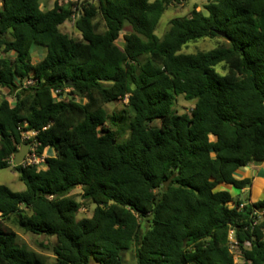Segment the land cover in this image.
Segmentation results:
<instances>
[{
    "label": "trees",
    "instance_id": "trees-1",
    "mask_svg": "<svg viewBox=\"0 0 264 264\" xmlns=\"http://www.w3.org/2000/svg\"><path fill=\"white\" fill-rule=\"evenodd\" d=\"M43 1L0 7V169L26 185L0 184V264H48L12 224L56 237L55 264H126L132 249L135 264H264V198L218 189L251 187L236 172L264 161V0H209L163 37L165 10L187 0ZM73 19L80 38L61 30ZM204 38L223 42L182 51ZM180 95L190 112L174 108ZM32 131L37 154L54 155L12 163ZM77 187L90 217L77 216Z\"/></svg>",
    "mask_w": 264,
    "mask_h": 264
},
{
    "label": "rangeland",
    "instance_id": "rangeland-1",
    "mask_svg": "<svg viewBox=\"0 0 264 264\" xmlns=\"http://www.w3.org/2000/svg\"><path fill=\"white\" fill-rule=\"evenodd\" d=\"M58 1L60 5H70L72 6L73 10H76V7L79 3H81L83 0H45L42 3L43 9H51L54 7L55 2ZM209 0H187L183 2L182 4H170L167 9L165 10L158 28L156 30V34L159 37H163L166 32L168 31L170 27V21L174 17L179 16H189L191 11L195 8L196 10H202L204 11V6ZM2 6V0H0V7ZM75 19V17H74ZM74 19L65 22L61 26V30L68 34L69 36L80 38L81 33L78 31V29L75 26ZM132 31L131 25L126 24L120 39L118 41V44L122 46L124 44V34L129 33ZM223 42V39L221 38H204L195 42L188 43L183 49V52L188 53H194L200 50H209L212 49L218 45H220ZM46 47L40 46V45H34L33 46V59L35 61L40 60L44 55L46 54ZM216 69L220 73H226L227 67L224 64H219ZM4 95H9L7 89L0 88V100ZM11 102L14 101L13 98L10 97ZM127 102V98L124 100H118L113 103L107 104L105 107L107 110L111 113L116 110H121L125 107V103ZM194 106V101H188L186 100L182 95L178 96L175 101L174 108L179 113L184 112H190L191 109ZM128 133V131H127ZM124 139V138H123ZM211 139H214L213 136H211ZM49 150V149H48ZM51 151H54V148H51ZM46 152L44 153V155ZM49 156H53L54 153H47ZM242 169V168H241ZM243 170H246L243 169ZM240 173L243 172L241 170H238L236 173L237 177H240ZM264 178V176H262ZM0 184L7 185L9 188H11L13 191H23L26 188L25 183L20 179V174L18 171H16L13 167L3 168L0 169ZM228 189L234 196H237L241 198L242 200H246L250 198V190L249 188L246 191H241L233 186L229 185H220L218 186V189ZM73 197L81 202L82 206L81 209L78 212V218L82 217H90L93 214L95 204L88 199L83 198V189L81 187H77L73 189L71 192ZM264 198V194H262L259 199ZM12 227L15 229V231L19 234V241L23 244H26L31 249L43 254L45 257V260L48 264H55L56 262V256L54 253V246L56 244V237L54 236H47L45 234L36 235L30 232H26L22 228H20L17 225L12 224ZM231 240H234L232 237ZM231 251L234 254L235 260L239 261V255L238 250L235 245L231 246ZM135 250L132 249L126 253V264H135Z\"/></svg>",
    "mask_w": 264,
    "mask_h": 264
},
{
    "label": "crops",
    "instance_id": "crops-1",
    "mask_svg": "<svg viewBox=\"0 0 264 264\" xmlns=\"http://www.w3.org/2000/svg\"><path fill=\"white\" fill-rule=\"evenodd\" d=\"M45 152H46L45 156H49L47 153H55L51 151V148H47ZM245 168L246 170H243ZM239 170H241L243 173L242 174L240 173V177L238 178H244V177L253 178L252 186L248 187L250 190V198H249L250 201H255L259 199V197L262 194H264V178L262 177L264 176V161L260 163L254 162L247 167H243L242 169L240 168ZM248 188L239 189V190L246 191Z\"/></svg>",
    "mask_w": 264,
    "mask_h": 264
},
{
    "label": "built area",
    "instance_id": "built-area-1",
    "mask_svg": "<svg viewBox=\"0 0 264 264\" xmlns=\"http://www.w3.org/2000/svg\"><path fill=\"white\" fill-rule=\"evenodd\" d=\"M37 132L36 131H32V132H25L24 133V139L25 140H31V144L30 145V151L29 154L26 156L25 161L23 162V164H36L40 167H43L45 164V155H39L36 152V147L39 144V142L35 139ZM12 163H15V155L12 156L11 158ZM232 238V236H230Z\"/></svg>",
    "mask_w": 264,
    "mask_h": 264
},
{
    "label": "water",
    "instance_id": "water-1",
    "mask_svg": "<svg viewBox=\"0 0 264 264\" xmlns=\"http://www.w3.org/2000/svg\"><path fill=\"white\" fill-rule=\"evenodd\" d=\"M222 35H226L225 33H222ZM72 83L71 81L68 82V84ZM30 151V145L26 142H24L21 145V148L19 149L18 152L15 153V164L16 165H21L26 159V156L29 154Z\"/></svg>",
    "mask_w": 264,
    "mask_h": 264
}]
</instances>
